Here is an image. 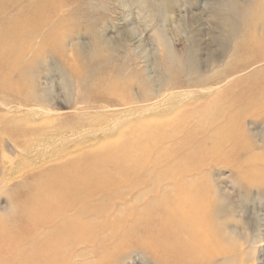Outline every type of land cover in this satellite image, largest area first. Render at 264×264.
I'll return each instance as SVG.
<instances>
[{
    "label": "rangeland",
    "instance_id": "rangeland-1",
    "mask_svg": "<svg viewBox=\"0 0 264 264\" xmlns=\"http://www.w3.org/2000/svg\"><path fill=\"white\" fill-rule=\"evenodd\" d=\"M42 1L0 0V58L5 65L0 66V111L2 112H0V143L4 142L0 144V212H2V214L0 213V241L22 242L45 237L46 231L39 230L40 226L37 223L40 215V198L52 178L66 176L73 170L72 167L60 168L64 163H75L81 160H105L109 155H112L106 167L100 168L99 172L113 173L114 164L124 162L126 154L133 158L142 155L141 164L151 166L156 164L155 169L151 170L152 172L149 171L150 176L154 177L153 179L163 176L166 172H171L181 163V158L178 156L167 163L165 158L172 146L166 144L163 138L166 136L165 133L168 134V129L166 131H157L156 129V122L160 117L166 120L174 115V109L166 110L161 115L154 112L148 114H141L140 111L129 112L126 109L128 106L117 105L119 102H116L115 97H110L115 106L107 108L109 103L101 100L94 101L92 92L110 91L121 96L124 103H132L134 98L140 100L139 97L146 91L154 93L161 75L167 77V80L177 81L185 86H194L186 91H198L199 87L196 86H204L209 80L218 77L222 71L239 66L250 58L258 57L264 53V0H92L93 3L89 0L87 5L80 0ZM222 2L225 3V6ZM39 3L42 4L39 6ZM94 3H98L99 6L98 4L97 6L96 4L92 5ZM42 9L46 12V14L44 13L46 17L41 18L39 13ZM60 9L65 13L64 16H60ZM241 11L244 15L242 19ZM78 12H80L79 16H77ZM233 12L235 16H232ZM241 20L244 22L243 24ZM240 31L244 37L241 36ZM162 34L167 35V42L170 41L176 54L172 65L165 64L166 66H164V63L161 62V53L164 50L160 42ZM240 36L242 39L246 37L245 40L243 41ZM106 37L110 40V44ZM233 38L235 39L233 40ZM229 39L230 41H228ZM238 42L239 45H237ZM91 45L93 49H91ZM107 45L109 49L111 48L110 50L107 49ZM88 46L89 48H87ZM238 46L242 55L236 49ZM188 47H190L189 50H187ZM187 51H191L193 57L191 64L187 61ZM229 54L232 55V58L228 57ZM235 54L236 57H239L236 58ZM223 58L226 60L224 61ZM75 62L76 64H74ZM120 64L126 69V73L124 71L122 74L123 78L141 79L145 81V86L139 87L134 82L115 81L113 79L117 72L115 66ZM257 64L248 68L247 72L244 71L237 75L238 78H234L236 86L228 94L223 93L221 101L229 100L231 93L244 94L254 86L264 90V62L260 65ZM13 67L17 68L15 72L9 70ZM48 67L51 70H48ZM212 72L213 74H211ZM33 87L47 91L48 96L44 98L43 105L26 104L25 100L33 92ZM214 93L209 98H215L216 93ZM53 99L60 106L52 109V113L41 114L39 108L48 102L51 104ZM73 99H77L80 102L79 105L72 107ZM216 99L219 103V98ZM6 100L13 101V104L11 103L5 108L1 102ZM136 105L140 106V104ZM262 110L261 115L255 108L245 111L243 115L246 124L243 141L237 144L236 149L231 153L221 154L222 161L210 166L208 162H201L197 158H193L195 160L188 159L189 163H194V166L202 168L204 171L195 178H200L208 183L211 192L216 195L214 209L217 224L221 233L223 232L221 235L229 234V231L234 232L224 243V247L231 251V255L221 264H250L253 262L252 256L257 257L256 259L264 264V243L251 246L258 233L264 232V191L256 190L257 188L254 187L253 191L247 192L243 180L240 179L241 176H247L254 181V184H264V176L252 177V171L258 168L260 158H264V148L259 151L255 149L256 146L264 144V107ZM201 112L204 113V109ZM251 114H256V118H250ZM69 119H71L70 124L68 123ZM51 120L54 121L51 122ZM10 121L13 122L12 126ZM46 122L48 123L45 124ZM240 130V127L239 131L236 130L238 136L239 134L243 135ZM52 131L62 135L56 139L52 138L53 142L49 143L48 134ZM43 141L44 144L47 142L50 144L48 147H52L45 149L47 147L40 146V142ZM15 151L21 152L22 155H16ZM7 156L12 159L17 158V164L13 167L8 166L3 159ZM133 161L135 160L133 159ZM149 172L144 170L141 173L137 169L135 174L146 176ZM16 180L19 182L17 184L14 182V185L12 182ZM9 184H12V187ZM5 187L8 188L3 190ZM224 187L223 194L220 188ZM12 188H19L17 189L18 193L14 189L17 195ZM250 201L254 203L252 204ZM13 209L18 211H15L18 215ZM2 210L8 211L7 214ZM258 223L261 224V227ZM255 230L258 231L255 232ZM34 232L37 233L34 234ZM251 247L255 249V253L249 250ZM135 255L128 260L129 264H158L140 253Z\"/></svg>",
    "mask_w": 264,
    "mask_h": 264
},
{
    "label": "bare ground",
    "instance_id": "bare-ground-1",
    "mask_svg": "<svg viewBox=\"0 0 264 264\" xmlns=\"http://www.w3.org/2000/svg\"><path fill=\"white\" fill-rule=\"evenodd\" d=\"M90 1L92 2V0ZM42 2H47V0L45 1L43 0ZM80 2H83V3L85 2L87 5V3H89V0H80ZM41 4L42 3H39V6ZM95 4L96 3L92 5H95ZM224 6H225V3H224ZM88 7H90L89 4H88ZM18 8H21V7L18 6ZM18 10L20 11V9ZM60 10H61L60 16H64L65 13L63 12L62 9ZM223 12H226V11H223ZM44 13L46 14V12H44L42 9L39 13L41 18L44 16ZM106 13L108 12L106 11ZM242 13L243 11H241V15ZM79 15H80V12L77 13V16ZM232 16H235L234 12ZM238 16L240 17V15ZM230 17H231V14H230ZM242 17H244V15L241 16V19ZM238 21L240 22V20ZM244 21L246 22L245 19ZM243 23L244 22L242 21V24ZM238 24H236V26L240 25ZM228 27L229 29H231L230 25H228ZM99 32L101 31L99 30ZM241 32L242 31H240V33ZM244 32L246 33V31ZM243 35L244 34H242L241 36ZM160 37H161L160 38L161 46L164 49L161 53V62L164 63V66L166 65L168 66L169 64L172 65L176 59V54L173 49V46L170 43V41L167 42L168 40L167 35L162 34V36ZM231 37H234V36H231ZM245 38L244 39L241 38V39L244 41ZM234 39L235 38H233V40ZM108 41H109L108 44H110L109 39ZM228 41H230V39ZM231 44H232V40H231ZM237 45H239V42L237 43ZM191 46L193 47V45ZM87 48H89V46ZM189 48L190 47H188L187 50H189ZM232 48H234V46H232ZM238 48L239 46L236 49L238 50ZM91 49H93V47ZM107 49H109L108 45H107ZM240 55L242 54L240 53ZM230 56L232 58V55L229 54L228 57ZM127 57L130 58L129 56ZM235 57H236V54H235ZM187 58H188L187 59L188 63L190 64L193 63L192 62L193 57L191 55V51H187ZM230 60H233V59H230ZM110 61H112V59ZM262 62H264V53H262V55L258 57L250 58L247 62L239 66L231 67L229 69L222 71V73H220L218 77L215 76L216 78L209 80L204 86H196V87H199L198 91H195V90L186 91L187 89H191L194 86L192 85L185 86L184 84H180L177 81L176 82L173 80L171 81L170 79L167 80V77H165L164 75H161L158 79V86L156 87L154 93L146 91L145 93L142 94L141 97H139L140 100L134 98V102L132 103H124L121 96L119 95L117 96V94H114L110 91L92 92L94 96L93 97L94 101L101 100V101H107V103H109L108 106H106L107 108L115 106L114 102L111 101L110 99V97H115L116 102H119V104L117 103V105H121L124 107L128 106L126 109L129 112L136 113L140 111L141 114H146V113L148 114L149 112H154V113H158L159 115H161L164 112H166V110L174 109L175 111L174 115L167 118L166 120H163L160 117V119L156 122V129L157 131H164V130L166 131L168 129L167 130L168 134L165 133L166 136L163 138L166 144H169L172 146L171 151L169 152L168 156L166 155V158H165L167 160V163H169L171 160H173L177 156L178 158H181V163H179L176 167H174L171 172H166V174H163V176H159V177L157 176V178L155 179H153L154 177L152 178L150 176L151 173L149 171L154 170L156 167V164H154L153 166L148 165V164H141L142 155L138 156L137 158H133V157H128V154H126L124 158L125 159L124 162H121V163L117 162L116 164H114L115 167L113 166L114 169H112L113 173L99 172L100 168L106 167V164L109 163L112 155H109L105 160H95V161L81 160L75 163L67 162V163L62 164L60 168L66 169L68 167H72L73 170L69 172V174H67L66 176L64 175L61 177L52 178L51 181H49L47 186L44 188L42 196L40 198L41 199L40 215H39V220L37 223L40 226L39 230H42L43 232L46 231L45 237L41 239L37 238L34 240H26L22 242L10 241V240L0 241V264H129L128 260L137 253H140L144 256L149 257L150 259H152L158 264H221L223 260H227V257L231 255V251L228 248L224 247V243L227 242L226 240H228L231 234L233 235L234 232L229 231V234H228L227 233L228 231H227L226 232L227 234L221 235L223 232L221 233V230L217 224V220L215 217L214 204H215L216 195H214L211 192V187L208 183H205L200 178H197V179L195 178L196 176L198 177L204 171L202 168H198L197 166H194V163L192 162L189 163L188 159L192 160L193 158L195 159L197 158L199 159V161L208 162L209 165L212 166V164H215L218 161H222L221 154H226L227 152L231 153V151H234L236 149L235 148L236 145L240 144V142L243 141L242 137L245 136L243 132H244V126L246 124L245 117L243 114L245 113L247 109L255 108L257 112L259 113V115H261L260 113L263 111L262 109L264 107V101H263L264 90L258 88L257 86H254L252 89H250L248 92L244 94L231 93V97L227 101H221L223 99L221 98V95H223V93L228 94L230 90H232L236 86V81H234V78L236 77L238 78L237 75L242 74V72L246 71L250 67H253L257 63H259L257 65H260V63ZM3 64H4V61L0 58V66H5ZM74 64H76V62ZM71 65H70V68H71ZM218 66L221 67V65L219 64ZM115 69L117 70V72L113 76V79H115V81L134 82L135 84H138L139 87L145 86V81L141 79L123 78L122 74L124 73V71L126 73V69L124 68V66H122V64L115 66ZM208 69L210 68L208 67ZM9 70L15 72L17 68L15 69V67H13ZM48 70H51V69H49L48 67ZM166 70L168 71V68H166ZM108 71L110 70L108 69ZM211 74H213V72ZM216 75L218 74L216 73ZM42 81L44 82L45 80H42ZM172 91H176V92H172ZM213 93L216 95V97L209 98L213 96ZM47 96H48V93L45 89H40V88L37 89L36 87H33V92L30 93L29 97L25 100V102H27L26 104L33 103L34 105H37V106L38 104L43 105L42 103H44L45 101L44 98ZM216 98H219L220 100L219 103ZM12 102L11 100H6V101H2L1 104L4 105L5 108H7V106L11 104ZM150 102L151 104H148ZM79 103L80 102L77 99L76 100L73 99L71 106L75 107L79 105ZM18 104L20 105L21 103H18ZM136 104L138 105L140 104V106H137ZM59 106H60L59 103H57L55 99H53L51 104L48 102L45 106H43L44 108L43 107L39 108V112L43 115L44 114L47 115L49 113H52V109L58 108ZM202 109H204L205 111L204 113L201 112ZM256 114H251L250 118H256L255 117ZM71 119H69V122H68L69 124L71 122L70 121ZM82 119L84 120V118ZM181 120L183 121L180 123ZM11 121H10V125L13 123V122L11 123ZM52 121L54 120H51V122ZM47 123L48 122H46L45 124ZM61 123H64V122H61ZM129 123L131 122L129 121ZM136 123H133V124L135 125ZM59 124L60 123H58V126H60ZM55 125H56V122H55ZM51 126L53 125L51 124ZM64 126L66 127V125ZM239 127L243 135L239 134L238 136L236 133V130L239 131ZM13 128H17V127H13ZM263 129H264V125H263ZM21 130H24V129H21ZM61 135L62 134L59 132H55V131L49 132L48 134L49 136L48 138L50 140L49 143L53 142L51 140L52 138L56 139L58 137H61ZM2 143L4 142H1L0 144ZM252 143L254 144V142ZM39 145L42 147H47L45 149H49L52 147V146L48 147V145L50 144H48V142L44 144V141L40 142ZM262 148H264V144H262L259 147L257 146L255 147L257 151H259L260 149L262 150ZM15 154L18 156L20 154L22 155L21 152H16ZM237 156H240V155L237 154ZM3 159L5 163L10 167H13L14 165H16L18 161L17 158L12 159L11 157H8V156L4 157ZM133 159L135 161H133ZM260 160L261 161H260V164H258V168L252 171L253 172L252 177L264 176V158L262 157L260 158ZM58 161H61V160H58ZM104 169H101V170H104ZM137 169L140 170L141 173L144 170H146V172L148 171L150 174L148 173V175L146 176H143L141 174L137 175L135 174V171ZM240 179L243 180L245 189L247 190V192H251V190L253 191L254 187L257 188L256 190L261 189L262 191H264V184H254L253 183L254 181L249 179V177L247 176H241ZM21 180L23 181V179ZM16 181H13L12 183L15 182L17 184L19 182V181L17 182ZM5 185H8V184H5ZM10 186L12 187V184ZM11 187H10V190H11ZM6 188L8 187H5L4 189L2 188V189L5 190ZM14 189H13V192L16 190L18 193L17 189L19 188H16L15 190ZM220 190H222L224 194L225 187L220 188ZM0 192H1V188H0ZM218 192L219 190L217 191V193ZM8 193H10V191H8ZM253 196L254 195H252V197ZM252 201L250 202L252 203ZM11 206H13V204ZM244 209L246 210V208ZM13 210L14 212L16 211L15 209ZM2 211L4 212V210ZM7 212L5 211L4 213L7 214ZM0 213L2 214V212ZM234 214H238V213H234ZM16 215H18V213ZM14 221L16 220L14 219ZM260 225L261 224H259V227H261ZM25 226H26V223H25ZM6 227H8V225ZM255 229H258V228H255ZM257 231L255 230V232ZM36 233L37 232H34V234ZM240 233L242 234L243 232H240ZM262 243H264V232H259L257 235V238L252 241L251 246H255L257 244H262ZM249 250L255 253V249L253 247L249 248ZM256 258L252 256L253 262L251 263L261 264V262H259Z\"/></svg>",
    "mask_w": 264,
    "mask_h": 264
}]
</instances>
